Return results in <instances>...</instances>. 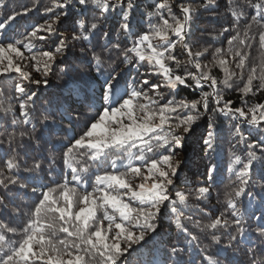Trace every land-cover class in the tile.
<instances>
[{"label":"trees","instance_id":"trees-1","mask_svg":"<svg viewBox=\"0 0 264 264\" xmlns=\"http://www.w3.org/2000/svg\"><path fill=\"white\" fill-rule=\"evenodd\" d=\"M134 2L137 6L130 15L131 33L120 28L123 8L118 7L103 14V4L97 6L93 0H86V8L78 0H71L67 9L69 15L65 17L61 15L64 9L60 8L52 13L44 12V9L52 7L53 0H5V6L0 7V17L11 11H22L25 6L37 7L27 16H19L8 29L10 35L19 39H24L34 25L51 22L53 16H60L61 22L54 28L68 45L66 54L57 56L53 71L45 76L43 71L35 70L33 65L36 62L31 56L38 50L54 48L52 41L56 37L39 32L38 36L44 35L47 39H33L36 47L32 52L20 46L24 57L17 58L13 54L14 62L20 64L30 78L25 80L18 73L0 75V156L4 159L11 157L14 162H18V169L10 173L0 161V180L4 182V186H0V231L7 234L3 227L7 224L16 231L15 235L8 234L9 240L24 241L30 236L25 252H31L32 245H35L43 257L42 261H36L35 264H108L110 246L114 247L120 242L118 231L124 233L125 229L132 230L135 222L122 219L128 206L140 207L139 201L133 202L131 196L139 191L138 185L145 182L143 173L146 162L138 159L140 149L133 146L139 143L135 139L138 135L135 124L140 123L146 115L143 109L147 101L143 95L131 104L125 101L128 105L125 112L131 113L135 122L126 114L110 117V120H119L124 126L120 138H131L126 145L106 148L97 160L90 158L91 149L81 147L73 148L65 156V147L73 137H78L92 118L108 106L101 92L104 76L97 72L93 54L100 57L105 75L115 69L112 73L117 77L116 83L113 81L111 95L113 106L127 98L132 88L142 89L148 97L158 100L156 92H159L163 97L161 105L169 99H200L203 92L213 91L212 86L206 85L204 81L200 88H196L191 79L188 80L191 87L178 85L173 89L167 85L166 73L163 75L158 72L160 69H156L154 63L139 61L135 57L131 64L124 62V51L133 46L141 35L154 32L152 25L162 23L160 17L147 15L154 11L156 0ZM170 2L173 4V13L183 20V14L176 6L177 0ZM127 3L128 0H125V8ZM179 3L190 5L193 9L184 41L188 48L181 43L176 44L172 50L176 60H165L168 71L174 78L176 75L200 76L201 72L208 73L217 80L216 91L222 100L217 105L214 97H209L207 112L201 107V120L187 134L183 148L175 154L173 163L178 160L182 165L178 181L171 190L178 213L165 211L158 218L157 232L147 234L141 245H135L137 251L132 256L142 253L145 259L154 261V264H203L206 254L213 256L214 264H254L253 257L256 256V264H264V232L257 235V221L252 218L264 211L261 204L264 200V180L259 178L264 175V152L257 150L255 153L257 164L247 193L242 192L243 184L236 175L242 165L233 162L235 155L245 161L248 159L245 144L235 134L236 126H241L248 142H253L252 137L258 133L242 118L236 119L214 111L222 107L225 101L231 102L233 108H244L245 111L257 104H264V90L257 91L261 83L259 79L253 81V91L249 94L243 95L240 91L247 82L251 68L256 67L259 75V68L264 65V48L260 47L258 40V33L264 31V26H261L264 22L258 24L251 21L254 10L248 6L247 0H214L212 6H206L207 0H179ZM241 11L245 15L237 22L232 13ZM162 15L172 23L167 10ZM81 21L87 26L85 29L79 27ZM93 22L98 25L95 30L90 29ZM249 22V35H256V40L251 48L242 49L247 53L242 70L236 66L239 57L233 55L239 47L238 42H234L232 51H229L227 40L237 30L243 38ZM224 28H228L229 32H224ZM84 36H88V39L85 40ZM169 38L171 42L178 40L172 33H169ZM151 40L157 50H163L158 37L152 36ZM116 44H119V48L115 47ZM217 48L221 49V53H216ZM198 52L203 54L197 56ZM86 59L92 61L91 65L85 62ZM220 59L227 61L229 73H235L230 78L220 66ZM196 63H200V70L195 68ZM0 67H7V61ZM66 71L68 76L64 75ZM226 79L227 85L224 83ZM44 80L48 83L45 84ZM144 80L149 81V84L144 85ZM17 84H22L29 94L35 92L39 97L34 105L29 102L28 124L24 123L25 117L19 109L20 100L26 97L15 92ZM152 84L160 87L153 90ZM90 104H95V108H90ZM50 107L51 112L47 111ZM152 107L158 110L159 104ZM46 119L52 124L51 129L45 127ZM13 120L16 121L15 125ZM209 123L214 132V149L211 151L203 146ZM112 127L118 129L120 124L113 123ZM176 134L183 135V129H177ZM105 137L114 143L119 142L116 136L101 127L90 133L88 143L97 148ZM129 152L133 153L131 157ZM66 161L73 165L77 178L74 179ZM212 166H215V171L209 181L208 170ZM14 175H18L19 180L16 184H10ZM199 187L209 188L206 198L198 193ZM33 188H51L52 191L46 192L43 200H40V192L34 193ZM177 190L185 196L183 202L176 196ZM229 201L235 202L237 214L242 213L240 225L235 222L232 208L227 207ZM221 213L224 226L216 230L207 228L206 225ZM177 216L195 239L187 238L176 227ZM240 226L246 230L244 240L240 239ZM135 231L138 234L140 230ZM109 232L111 235H108ZM122 242L126 244L127 240ZM250 245L254 246L253 252L249 251ZM172 247L181 249L175 258L170 255ZM129 264L142 262L132 259Z\"/></svg>","mask_w":264,"mask_h":264},{"label":"snow or ice","instance_id":"snow-or-ice-1","mask_svg":"<svg viewBox=\"0 0 264 264\" xmlns=\"http://www.w3.org/2000/svg\"><path fill=\"white\" fill-rule=\"evenodd\" d=\"M231 2V0H230ZM71 0H65V2H60V0H53L52 7L44 9L45 13H52L57 8L64 9L61 13L63 17L69 15V4ZM78 3L83 7H87L86 0H78ZM103 4V14L109 13L111 10L116 8H123V12L120 13L122 16V23L120 28L126 32L131 33L130 27V15L136 3L134 0H128L127 7H124L125 0H93V4L97 6ZM214 0H207L206 6H212ZM248 6L254 10V15L251 16V21H256L258 24L264 22V0H247ZM5 6V0H0V7ZM176 6L179 8L180 12L183 14V20L177 18L173 13V4L170 0H156L154 3V11L147 13L149 17L156 15L162 20L161 24L152 25L154 32L151 34H143L133 43V46L127 48L124 51V62L127 64L132 63V58H138L139 61L147 60L149 63H154L156 69H160L158 72H161L165 75L167 85L175 89L178 85H183L185 87H191L192 85L188 84V80L191 79L194 81L195 87L200 88L202 86V81H211V86L213 88L212 92H203L200 99L186 100V99H169L166 103L160 104V100H163V97L159 92H156V95L159 97L155 99L153 97H148L147 93L143 92L142 89L138 90L132 88L131 92L128 93L127 98L123 99L118 105L113 106L111 103L112 88L114 86L113 81H117V77L112 73L115 69H112L111 72H108L107 75L102 71L101 59L99 56L93 54L95 60V67L97 72L104 76V83L101 85V92L103 100L108 102L107 107H103L101 111L97 113L95 117L86 125L85 130L77 137L74 136L71 143L65 147V156L72 152L73 148L81 147L91 149V159L97 160L103 154L104 150L108 147H122L126 145L129 141V137L120 138L123 133L124 126L119 120H110V117L113 115H128L130 119L134 120L131 113H126L125 101L128 104H131L134 99H139L142 95L144 96L147 103L144 105V111L146 115L143 120L135 124L138 129V135L135 138L139 141L138 144L134 143V147H139L140 154L138 159L142 162H146V167L144 169V183L138 185L139 191H136L132 194L131 200L133 202L139 201L140 207H133L132 205L128 206V211L122 219L134 220L135 222L132 225V230L125 229L124 233H119V241L114 247L110 246L108 264H129V260L136 259L141 261L142 264H154V261L145 259L140 253L137 256H132L133 252H136L137 249L135 245H141V242L145 241V236L147 234H155L158 230V218H160L165 211H169L171 214H177L178 209L175 207V200L171 195V190L175 187V183L178 181L179 172L181 170V162L175 160V154L178 149L183 148L184 141L187 134H189L194 126H197V122L201 120L203 113L201 112V107L204 112H207L209 108V97H214L216 104L220 105L222 97L219 92L215 90L217 80L210 76L208 73L205 74L201 72L200 76L195 74H186L183 77L176 75L174 79H168L170 72L168 71L169 67L166 66L165 60H176V57L172 55V50L175 49L177 43H181L185 48H188V45L184 43L185 35L187 31V26L190 22L191 14L193 9L190 5L184 3H179L177 0ZM37 7L29 8L25 6L22 11H11L6 16L0 17V65H3L7 61V67H0V75H8L10 73H18L23 79H29V73L22 70L20 64H17L13 60V54L17 58H23L24 55L21 52V47L27 49L29 52H32V49L36 45L32 42L33 39H39L44 41L47 39L46 36L37 34L39 32L47 33L49 36H55L56 39L52 41L55 45L54 48L50 50L37 51L31 56V59L35 61V70L37 72L43 71L44 75L47 76L49 72L53 71L54 65L57 62V56H64L68 49L65 38H61L57 35V29L54 26L61 22L60 16H53L52 21H45L44 24L34 25L33 30L24 36V39L16 38L9 34L8 29L14 24L17 18L21 15L27 16L29 12L36 11ZM164 10H167L169 17L172 20V23H169V19L163 17L162 13ZM232 15L236 18L238 22L241 17L245 14L243 11L237 13L233 12ZM46 25V26H45ZM264 26V24H261ZM81 29H85L87 26L81 21L79 23ZM97 23L93 22L90 25L91 30L97 29ZM236 25L233 24V28ZM251 29V22L248 23L246 29L243 33V38H241V33L237 30L235 35H232L227 43L230 46L229 51H232V46L234 42H238L239 47L236 48L233 55L234 57H239L237 67L244 69L245 60L247 58V53L243 52V48H251L253 42L256 40V35H249ZM224 32H229L228 28L223 29ZM169 33L175 35L178 40L176 42H171L169 38ZM107 36V33H105ZM158 37L161 45L160 47L163 50H157V47L153 45L151 37ZM85 40L88 39V36L83 37ZM58 40V42H57ZM259 45L261 48H264V31L258 33ZM27 41V42H25ZM115 47L119 48V44H116ZM207 52V49H204ZM167 53V56H166ZM216 53H221V49L217 48ZM131 54V55H130ZM189 56L192 55L191 51L188 52ZM203 53H196L197 56L202 55ZM87 64L91 65L92 61H85ZM220 66L225 71L226 75L231 77L235 73H229L228 68L226 67L227 61L224 59L219 60ZM197 70L201 69L200 63L195 64ZM64 75L68 76L66 71ZM259 79L261 81L257 91L264 90V65H261L259 68V75H257V68L252 67L250 74L248 75L247 82L244 87L240 89L243 95H247L253 91V81ZM71 81V77H69ZM34 83L39 84L40 81H33ZM47 84V80L43 81ZM224 83L227 85L228 80L226 79ZM144 85H148L149 81L144 80ZM160 86L158 84H152L151 88L153 90L158 89ZM15 92L20 94L21 97H26V99H21L19 103V109L21 115L25 117L24 123H30L29 119V102L35 104L36 100L39 98L35 92L28 93L26 88L22 84L15 85ZM71 93V90H70ZM159 104L158 110L153 108V105ZM90 108H95V104H90ZM191 109V111H189ZM47 111L51 112L52 108H48ZM225 115L232 116L236 119L242 118L245 123L250 125L258 135L253 136V142H248V137L244 136L241 131V126L237 125L235 129V134L240 137V142L244 143L248 153V159L242 160L241 156L235 155L234 163L242 165L240 170L236 172V175L240 177L243 184L242 192L247 193L248 184L253 182V173L255 171V165L257 164V157L255 155L256 151L264 152V104H257L255 106L249 107L247 111L244 108H233L231 102L225 101L222 107L214 109ZM71 119V117H69ZM156 121V122H154ZM15 120L12 121L15 125ZM54 123V122H53ZM120 124L118 129H113L112 124ZM45 127L51 129L52 124H49L47 119L45 120ZM103 127L107 132H111L114 136L118 138V143H114L112 140H109L107 137L103 139L100 146L94 148L88 143L90 138V133L94 132L97 128ZM183 129V135H177V129ZM252 133L249 132V136ZM203 146L208 150L214 149V132L212 130V125L209 123V130L206 133V138H203ZM150 154V155H149ZM133 155L132 152H129V156ZM151 156L152 159L149 160L148 157ZM0 161H2L5 169L8 172H14L18 169V162H14L11 157L4 159L0 156ZM67 167L72 171L74 179L77 178V173L75 172L73 165L66 161ZM36 167H39V164H36ZM139 171V170H137ZM215 171V166H212L208 170L209 181L212 180V173ZM261 180H264V175H260ZM19 180L18 175H14L10 184H16ZM150 181V182H149ZM0 186H4L3 180H0ZM23 186V185H21ZM32 191L35 193L40 192V200H43L46 192H51V188L47 189H37L33 188ZM198 193L201 196H205L209 193L208 187H199L197 189ZM240 195V193H237ZM176 196L179 198V201L183 202L185 196L182 195L178 190L176 191ZM40 200L37 201L39 205ZM251 203V201H250ZM262 206H264V200L261 201ZM147 205V207H145ZM227 207L232 208L233 216L237 225H240L241 214H237L235 211V202L229 201ZM222 213L212 220L211 223L206 225L210 230H216L218 227L224 226L222 221ZM257 221V235L261 232H264V211L260 215H253L252 217ZM2 223V222H0ZM38 223V221H37ZM176 227L180 229L183 233L186 234L187 238L195 239L194 236L190 235L188 228L181 222L179 216L175 221ZM7 234L4 231H0V264H35L36 261H42L43 257L40 254V250L36 248L35 245H32V251L26 253L25 249L28 247L30 242V236L24 241H13L9 240V233L15 235V229L9 227L7 224L3 225ZM27 227V226H26ZM35 227V225H33ZM123 228L125 225H119ZM139 229V233L135 231ZM245 228L243 226L239 227L240 239L244 240L245 238ZM111 235V232L108 233ZM235 239V237H233ZM127 240V243L124 244L122 241ZM34 247L36 250L34 251ZM181 251L180 248L172 247L171 248V257L175 258L177 253ZM249 251H254V246L249 247ZM127 258V259H126ZM213 256L206 254L204 256L203 264H214ZM258 257L254 256L253 261L256 264Z\"/></svg>","mask_w":264,"mask_h":264},{"label":"water","instance_id":"water-1","mask_svg":"<svg viewBox=\"0 0 264 264\" xmlns=\"http://www.w3.org/2000/svg\"><path fill=\"white\" fill-rule=\"evenodd\" d=\"M187 33H188V26H187L186 35H187ZM186 35H185V37H186ZM204 83H205L206 85H210V86H211V81H204ZM215 90H216V87H215Z\"/></svg>","mask_w":264,"mask_h":264},{"label":"rangeland","instance_id":"rangeland-1","mask_svg":"<svg viewBox=\"0 0 264 264\" xmlns=\"http://www.w3.org/2000/svg\"><path fill=\"white\" fill-rule=\"evenodd\" d=\"M170 74H171V72H170ZM166 75H167V73H166ZM168 79H174V77L172 76V74L170 76H168Z\"/></svg>","mask_w":264,"mask_h":264}]
</instances>
